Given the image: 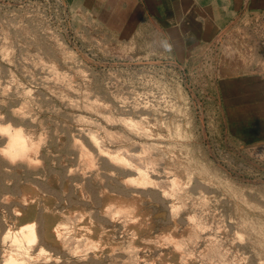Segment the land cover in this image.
I'll return each instance as SVG.
<instances>
[{"label": "rangeland", "instance_id": "obj_1", "mask_svg": "<svg viewBox=\"0 0 264 264\" xmlns=\"http://www.w3.org/2000/svg\"><path fill=\"white\" fill-rule=\"evenodd\" d=\"M142 48L140 45L118 42L89 17L76 0H0V127H7L12 122L8 126L23 133L27 130L24 134L26 137L30 133L36 137L42 134L38 138L40 141L29 135L34 142L38 141L30 161L33 166L36 163L35 168L30 165L32 168L29 170L22 162L12 164L0 159V200L7 201V204L6 201L0 203L2 207L5 205L4 208L0 207V219L13 216L12 205L17 201L15 190L31 180L41 182L48 190L54 191V195L56 193L57 200L51 198L49 201L53 206L69 210L89 209L94 200L91 202L89 199L88 202V198L81 197L79 191L83 185L98 192L105 188L104 185L115 187L114 179L124 182L134 176L132 170H119L122 166L120 163L108 162L110 156L106 154L107 151H115L123 142L124 149L129 150L127 152L134 159L140 151V155H144L142 158L151 159L153 164L149 170L155 174H150L153 181L154 177L157 182V179H171L183 173L182 181L178 183L180 187L177 185L176 188L179 191L177 199L175 195L165 196L169 201L166 202L164 197L161 204L159 189L156 191L157 188L154 190L150 185H147L149 188L144 187L150 195L142 196L140 201L150 217L151 229L148 234L151 238L166 228L175 227L180 232L187 227L188 215V218L198 215L199 220L202 219L210 228L204 224L207 229L203 227L204 233L201 231L200 239L203 236L205 239L195 241L197 252L203 251L206 238L214 239L216 234L221 239H218L219 242L222 239L223 244L225 242L226 247H222L225 251L228 248V257L231 253L230 258L235 255L233 264H236V260L237 264H264V146L254 147L264 145V142L243 145L232 139L221 119L216 93L212 92V88L208 92L195 82L184 63L189 74L188 90L178 82L167 80L169 74L165 75L166 82L155 85L152 80H158L155 78L159 73L153 69L146 71L139 63L142 60L166 58L143 52ZM251 49L248 46L247 50L239 51V63L241 67L244 66V74L250 73L246 66ZM20 110H23V115L25 111L24 119ZM123 119L149 123L128 128L122 123ZM90 133L98 135L105 144L101 158L98 153L91 154V159L94 156L92 160L96 162L93 164L88 157L79 159V150L72 146L74 138L82 140L81 143L86 146L90 145ZM109 133H112V137L107 138ZM4 139L0 138V149L5 145ZM78 159L81 160L80 167H77ZM180 161L185 168L177 166ZM8 166L11 169L6 170ZM169 166L170 169H166ZM189 169L190 174H184L189 173ZM166 170L171 171L172 175ZM80 172L82 174L79 175ZM162 172L168 175H162ZM94 174L103 179V182H99L101 185L98 183L100 178L97 177V180ZM159 174L163 177L159 178ZM64 192H67L66 195ZM181 193L184 200L179 199ZM68 200L71 201L69 204ZM163 203L180 205V208L177 206L179 214L174 213L178 217L167 216L170 214ZM171 219L173 223H170ZM139 248L143 257L140 260L147 261V264H158L161 258L159 251L162 250L164 257L172 251L167 243L157 245L153 241ZM195 257L191 264H200Z\"/></svg>", "mask_w": 264, "mask_h": 264}, {"label": "bare ground", "instance_id": "obj_2", "mask_svg": "<svg viewBox=\"0 0 264 264\" xmlns=\"http://www.w3.org/2000/svg\"><path fill=\"white\" fill-rule=\"evenodd\" d=\"M23 104L24 103H22V105ZM22 105H20V106H22ZM24 107L26 108L27 105L25 106V104H24ZM19 109H16V111H18ZM23 110H20L21 115H23V112H22ZM10 114H12V113H10ZM24 115H25V111H24ZM24 115H23V119H24ZM14 116H17V114ZM18 118H20V117H18ZM1 119L4 120L5 118L3 119L1 117ZM25 122H23V123H25ZM10 123H12V122H9L8 125H11ZM122 123L128 125V128H129V126L133 127V128L139 127L140 124H143L140 121L137 122V121H134L132 119H128V120L123 119ZM148 123L149 122H144L143 125L148 124ZM13 124H14V122H13ZM8 125H6L7 127H0V134H1L0 138L1 139L3 137L5 138L4 139L5 145L2 147V149H0V157H1L0 159L5 160L7 163H12V164L14 162L19 161V163L22 162L21 164L24 163L25 166L27 167V169H29V168L31 169L32 167H30V165L33 166V163L30 164L31 159L33 158L32 153L36 149V146H37L36 143H38V141L34 142L31 139L34 136L33 135L34 133H30V134H32V137H30L31 136L30 134H28V137H26L27 135L25 136L24 134L27 133V130L25 133H23L22 130L11 129V128H13V126L10 128V126H8ZM155 125H156V123H155ZM65 126H66V124H65ZM146 128H148V127H146ZM149 128H151V127H149ZM21 129H22V126H21ZM130 129H129V131H130ZM76 130H79V129H76ZM44 131H42V132L44 133ZM129 131H127V132H129ZM45 132H48V131H45ZM149 132H151V131H149ZM40 134L41 133H39L38 137H36V136H34V137H36L37 140H39L38 138L40 137ZM111 134L112 133L107 134V135H109L107 138L112 137V136H110ZM44 135H46V134H44ZM41 136H42V134H41ZM97 136L93 133H90V135L88 134L89 138L88 137L87 138H88V142L90 143V145L88 144V142H86V144H88L90 146L89 150L91 152L89 150H87L89 148L88 145H87L88 146L87 147L86 145L82 144L83 142L81 143L82 140L77 139L78 140L77 141L76 138L73 137L75 140L73 139L74 141L72 143V146L74 145L79 150L78 156L81 155V156H79V159L82 156H85V158L88 157L91 159V154H96V153H98V157L100 156L101 151L105 149V147H103L105 144H103L102 141L100 140V138H98ZM87 138H83V139H87ZM123 140H124V138H123ZM116 142H117V139H116ZM122 143L123 142L120 143V146L118 148H116L115 151H107L108 153H106V154H109V156H110V158H109L110 160L108 159V162L110 161L109 164L111 162H114V161L118 164L120 163L122 166L119 165L120 166L119 170L120 169H122L123 171H125L124 169L132 170V173L134 176L132 177L130 175L132 178L131 177H129L130 179L126 178L127 180L124 182L114 179L115 185H116L115 187L110 188L108 185L107 186L104 185L105 188L106 187H108V188L105 189L102 187L100 190H98V192L95 190H92V189L89 190L90 187L89 188L86 187L88 185H86V186L83 185L81 188L78 187V188H80L79 193H80L81 197H83L85 199L88 198V202H89V199L91 200V202H93V200H94L93 203L95 205L92 204L93 206L87 210H84V209L83 210L82 209L69 210V209H66L65 207L61 209L60 206H57V205L53 206L52 203H49V201L51 200V198H56V200H57L58 196L55 197L56 193L54 195L53 194L54 191L52 192V190L51 191H50V189L48 190V187L47 188L45 187L46 185L43 186L42 184H40L41 182L39 183V181H37V180H31L27 184L22 185L18 190H15V192L17 191V193H16L17 197L15 196L17 198V201L15 202V204L13 203V205H12L13 208H12L11 212H12L13 216H11L10 219H4V220L0 219V264H147V261H144V260L141 261L140 260L143 257L141 256L142 250H140L139 247L141 245L148 244L151 241H153V243L157 242V245H158V243H162V242L164 244L167 243L168 246L170 245V247H172L171 248L172 251L170 252L169 256L164 257L163 254L161 255L162 250L158 252L159 256L161 257L158 264H191L195 256H197V258L200 260L199 261L200 264H233L235 255H232L233 258L232 257L230 258L231 254H232L231 253L230 256L228 257V255H229L227 253L228 248H225L226 251L224 250V247H226L224 245L225 242L223 244V242H222L223 239H222V241L219 242V240H221V239H219L220 237L216 234L214 236L219 237V238L216 237L217 240L215 239V237H214V239L206 238L207 240L205 241L206 243L203 247V251L198 250V252L201 251V253H198L196 248H194V246L197 245V243L195 245V241L197 242V241H201L203 238L205 239L204 236L202 237V239H200L204 229L206 230L207 227H208V229L210 228L209 225L207 226V224H205L206 222L201 221L202 219L199 220L200 217L198 215H197V217H199V218H197L195 214H194L195 217L193 216V217L188 218L189 217V215H188L187 219L189 221L187 220V227L180 232H177L178 229L176 231L175 227L174 228H166V229L161 230L158 235H156L152 238L149 236L148 231L151 229L150 217H149V214L147 213L146 209L143 207L142 202L140 201L142 196L150 195L149 193L147 194V192H145V189L148 187L147 185L152 186L153 189L157 188L156 191H158V189H159L160 196H161V198H159L157 195V197L160 199L159 202L165 196L173 197L175 195L176 199H177L178 195H179V191L176 190V188H177L178 183L182 181L181 176L183 175V173L182 174L180 173L177 176L175 175L176 177L171 178V179H165V180L159 179L160 181H158V179H157V182L155 181L156 179L154 177V181H153L152 178L150 177V174H152L153 170L152 171L149 170V169H151V166L153 164L151 159L142 158L144 155L143 154H142L143 156L140 155L142 153L141 151L139 152L138 155H136V159H134L135 157L133 158L132 155H129V153H128L129 150H126V148L124 149V146L122 145ZM0 145H1V143H0ZM142 145H143V143H142ZM152 146H154V145H152ZM139 147H138V149H139ZM148 148L151 149L150 146ZM77 149H75V150H77ZM78 150H77V152H78ZM106 150H108V149H106ZM148 152H149V150H148ZM37 153H39V152H37ZM36 157H34V158H36ZM93 157H92V159H93ZM82 158H84V157H82ZM82 158H81V160H82ZM100 158H101V156H100ZM36 159H38V157ZM81 160L78 161L77 167L78 166L80 167L79 162H81ZM91 160H90V162H91ZM93 160H92V164L95 162V161L93 162ZM39 161L40 160L38 159L37 162H39ZM87 161L89 162L88 159H87ZM105 161H107V160H105ZM108 162H107V164H108ZM89 164H91V163H89ZM89 164H86V165H89ZM2 165H3V163H2ZM15 165H17V164H15ZM35 165H36V163H34L33 168H35ZM160 165L162 166V164H160ZM9 166H10V164H9ZM9 166L7 167L6 170L11 169V168H9ZM155 166H156V164H155ZM157 166H159V165H157ZM177 166L178 167L182 166L181 161H180V165L177 164ZM36 168H37V166H36ZM183 168H185V166ZM37 169H34V171ZM153 169H155V167ZM160 169H161V167H160ZM162 169H163V167H162ZM166 169L169 170L170 166L168 168L166 167ZM76 170L78 171V169H76ZM76 170H74V171H76ZM91 170H93V169H91ZM116 170H118V168H116ZM168 170H166V171L169 174L171 171L168 172ZM31 171H33V170H31ZM158 171H160V170L158 169ZM154 172H155V170H154ZM159 173L161 174V171ZM163 173L164 172H162V175L167 174L166 172H165L166 174L165 173L163 174ZM78 174L80 175V174H82V172H80ZM96 174H94V176ZM160 174L158 175V177L159 178L163 177V176H160ZM184 174H186V175L190 174V169H189V173H184ZM2 175L4 176V174H2ZM3 176H2V178L4 179ZM98 176H99V172H98ZM98 176L96 175V178ZM112 176H114V175H112ZM117 176H119V175H117ZM89 177H90V175H89ZM121 177H123V175ZM98 178H100V177H98ZM98 178H97V180H98ZM111 178L113 179V177H111ZM111 178L109 180L113 181ZM86 179H88V178H86ZM99 180L100 181H98V183L99 182L101 183V181L103 179L101 180V178H100ZM189 181H190V179H189ZM3 182H4V180H3ZM47 182H48V180H47ZM61 182H63V181H61ZM113 182H110V183H113ZM89 183H87V184H89ZM81 184H83V183H81ZM102 186H103V183H102ZM145 186H146V188L144 189ZM184 187H182V188L184 189ZM60 190H61V188H60ZM4 191H5V189H4ZM159 192H157L156 194H159ZM188 192H189V190L186 193H188ZM57 193H59V192H57ZM64 193H62V195ZM66 193L64 195H66ZM92 194L95 198H91ZM62 195H61V197H62ZM70 195H72V194H70ZM181 195H182V193L180 194L179 199H181L183 197ZM0 196H1V194H0ZM3 196H5V195H3ZM7 196L9 197V195H6V197ZM185 196L186 195H184V197ZM59 197H60V194H59ZM167 197H165L166 200H167ZM1 200H0V203L2 204L4 199H1ZM71 200H72V198H71ZM151 200H153V199H151ZM5 201H4V203H5ZM69 201L70 200H68V202H67L68 204H69ZM163 201H164V199H163ZM168 201L169 200H167L166 202H168ZM189 201H190V199H189ZM64 202H65V199H64ZM180 202H182V201H180ZM60 203H61V201H60ZM75 203L76 202H74V204ZM165 203H163V206L165 205ZM177 203H178V201H177ZM192 203H193V201H192ZM6 204H7V201H6ZM72 204H73V202L71 203V205ZM173 204L172 205L171 204L165 205L167 207V212H169V214H170L167 216H170V218L172 216H175L174 213H176V212L178 213V209L181 207L180 205L174 206ZM182 204H183V202H182ZM85 205L83 204V206H85ZM76 206H78L77 203H76ZM177 206L179 207L178 209H177ZM0 207L4 208L5 205H4V207H2V206H0ZM176 209H177V211H176ZM190 209H191V207H190ZM3 211H5V210L3 209ZM3 211H1V212H3ZM177 213H176V215H177ZM195 213H197V212H195ZM167 216H166V219H167ZM175 217L177 218L178 216H175ZM201 218H203V216ZM218 219H221V217L220 218L218 217ZM177 222H179V221H177ZM162 223H164L163 220H162ZM170 223H173L172 219H171ZM185 223L186 222H184V224ZM167 224H169V223H167ZM175 224H176V220H175ZM177 224L179 225V223H177ZM215 226H217V225H215ZM203 227H206V228L203 229ZM202 229H203V231H202ZM211 232H212V230H211ZM238 233H239V231H238ZM203 242H204V240H203ZM234 242H235V239H234ZM138 243H141V244H138ZM222 245H224V247H222ZM154 246H155V244H154ZM229 252H230V249H229ZM196 253H198V255ZM234 254H236V253H234ZM52 257H54V258L52 259ZM195 259H196V257H195ZM198 259H197V261H198ZM138 260H140V261H138ZM235 263L237 264L238 261L236 260Z\"/></svg>", "mask_w": 264, "mask_h": 264}, {"label": "crops", "instance_id": "obj_3", "mask_svg": "<svg viewBox=\"0 0 264 264\" xmlns=\"http://www.w3.org/2000/svg\"><path fill=\"white\" fill-rule=\"evenodd\" d=\"M76 1L118 42L184 63L195 82L216 93L232 139L243 145L264 142V78L242 73L237 47L211 46L237 15L264 11V0Z\"/></svg>", "mask_w": 264, "mask_h": 264}, {"label": "built area", "instance_id": "obj_4", "mask_svg": "<svg viewBox=\"0 0 264 264\" xmlns=\"http://www.w3.org/2000/svg\"><path fill=\"white\" fill-rule=\"evenodd\" d=\"M223 44L235 46L240 50H247L248 46L251 47L246 69L252 75L264 78V11H246L237 15L235 19L223 26L214 37L211 46L213 49H217ZM139 64L146 71L153 69L159 73L157 78H155L158 80H152L155 85L172 80L184 85L187 90L190 88L188 85V70L183 63L177 60L171 58L148 59L142 60ZM166 74L170 75L168 79L165 77ZM257 146L263 147L264 145H256L254 147Z\"/></svg>", "mask_w": 264, "mask_h": 264}]
</instances>
